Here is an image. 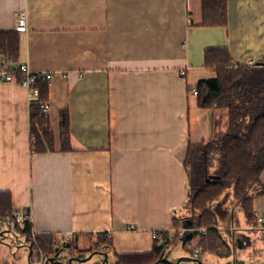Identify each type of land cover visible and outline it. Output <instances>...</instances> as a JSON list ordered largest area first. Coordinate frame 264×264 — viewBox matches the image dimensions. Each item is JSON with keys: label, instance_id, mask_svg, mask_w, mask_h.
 Listing matches in <instances>:
<instances>
[{"label": "crops", "instance_id": "0c3cea01", "mask_svg": "<svg viewBox=\"0 0 264 264\" xmlns=\"http://www.w3.org/2000/svg\"><path fill=\"white\" fill-rule=\"evenodd\" d=\"M202 1L0 0V32L18 35L16 61L53 73L46 101L54 149L33 154L26 89L0 80V191L10 194L12 211L30 216L33 233L69 234L79 249L103 234L111 264L151 252L154 231L166 245L160 233L174 238L173 216L182 218L180 236L198 228L183 208L184 160L189 143L213 134L218 114L189 88L216 76L204 64L209 48L264 62V0H226V25H203ZM19 13L25 32L15 31ZM63 111L68 150L60 149ZM260 180L264 186V168ZM253 209L254 229L237 207L213 208L225 241L248 254L263 240L264 193ZM27 252L0 245V264H30ZM202 257L219 264L225 256Z\"/></svg>", "mask_w": 264, "mask_h": 264}, {"label": "trees", "instance_id": "16d2710c", "mask_svg": "<svg viewBox=\"0 0 264 264\" xmlns=\"http://www.w3.org/2000/svg\"><path fill=\"white\" fill-rule=\"evenodd\" d=\"M202 13L203 25L227 24L226 0H203ZM18 52L17 33L0 32V54L16 61ZM233 62L228 49H207L204 53V64L214 70L216 76L200 79L195 86L198 90V105L211 111L216 110L218 114L212 120L213 135L208 139L189 143L184 160L188 194L183 208L189 211L187 218L199 229L205 227V230L202 232L198 229L191 234L180 236L182 218L173 216L174 238L171 239L167 232L160 233L164 236L162 238L165 239L166 245L180 242L183 247H190L191 255L195 248H191L192 239L199 235L196 248L200 256L206 252L220 257L231 253L229 244L216 229L217 214L209 206L228 187H232L233 198L248 223L254 226L259 224L253 209V198L264 193L260 180V173L264 168V62L237 67L233 66ZM38 87V98L29 105L32 154L54 149L49 116H44L36 103L37 100H47L48 84L40 81ZM217 116L220 122L224 121V126L222 130L218 128L215 131L220 125L215 124ZM59 138L61 150L71 148L68 115L65 111L61 112ZM216 163L219 168L214 169ZM209 174L219 175V178L206 181ZM254 188L259 189L255 191ZM12 210L10 194L0 191V225L10 227L19 242L30 244L39 257L36 260L33 256L30 257L33 264H53L56 248H62L66 244L69 247L65 252L77 256H85L93 250L110 253L111 241L103 234H97L99 239L95 246L85 249L77 247L76 239L56 243L55 237L50 233H33L28 219H25L23 224L18 223ZM262 223L264 224V216ZM156 239L151 252L115 256L111 264H164L158 260L162 249L158 246L157 235ZM40 258L42 262H39ZM101 259L102 256L99 260ZM99 262L93 264H100ZM63 264L69 263L64 259Z\"/></svg>", "mask_w": 264, "mask_h": 264}, {"label": "water", "instance_id": "95a60500", "mask_svg": "<svg viewBox=\"0 0 264 264\" xmlns=\"http://www.w3.org/2000/svg\"><path fill=\"white\" fill-rule=\"evenodd\" d=\"M210 178H219V175L209 174V177L206 179V181H208ZM6 232H9L11 234V243H13L14 239H16V244L14 245L16 248L14 251H18V249H20L21 247H27L28 252L26 254V260L30 264H33L30 261V257L33 254V249L31 248L30 244L19 242L16 234L14 232H11V230L7 228L0 229V236H3ZM230 242L231 253L228 256H225L223 260L219 262V264H264V256L248 254L247 251L243 248L239 246L237 247L234 244V241L231 240ZM2 244L9 248V242ZM68 247L69 245L66 244L62 248H56V258L53 260V264H63L64 259H66L69 264H83L92 261H94L95 263H98L100 261V264L108 263V254L103 250H93L85 256H77L65 252ZM159 247H161L162 250L160 253V258L158 260L165 264H214L213 262L208 261V259L205 257L196 258L194 256H191L190 254L181 252L179 251V248L174 244L165 245L162 241L159 243ZM100 256H102L101 260H99Z\"/></svg>", "mask_w": 264, "mask_h": 264}, {"label": "built area", "instance_id": "2783aa9c", "mask_svg": "<svg viewBox=\"0 0 264 264\" xmlns=\"http://www.w3.org/2000/svg\"><path fill=\"white\" fill-rule=\"evenodd\" d=\"M15 31H27V21L24 13H19L17 15ZM242 64L255 65L256 63L252 60H245L244 62H233V66L235 67ZM180 73L184 74L185 70L181 69ZM52 79L53 73L50 71L33 70L27 63L13 61L7 56L0 54V80L14 81L21 84L26 89L29 105L38 98L40 92L38 82L44 81L49 85ZM190 92L196 95L198 93V90L196 87H192L190 89ZM36 103L42 109V114L44 116H49V106L47 104V101L37 100ZM12 214L14 215L15 220L20 224H23L25 219L31 221L30 216H24L21 212L12 211ZM259 220L262 221L263 217H260ZM156 235L157 232L154 231L153 236L156 237ZM70 239V235L65 233L56 240V243L69 241ZM198 253V251L194 252V255L196 256L198 255ZM40 262H42V258Z\"/></svg>", "mask_w": 264, "mask_h": 264}, {"label": "rangeland", "instance_id": "374dc122", "mask_svg": "<svg viewBox=\"0 0 264 264\" xmlns=\"http://www.w3.org/2000/svg\"><path fill=\"white\" fill-rule=\"evenodd\" d=\"M193 87H195V86H193ZM192 88V87H191ZM218 118V116L216 117V123L215 124H220L218 127H216L217 129L219 128V130H222L223 128V126H224V121H221L220 122V119L218 120L217 119ZM217 133H219V132H217ZM213 135V134H212ZM212 135H210V137L212 136ZM208 139V138H207ZM216 168H219V165L216 163L215 165H214V169H216ZM254 190L255 191H257L258 189H255L254 188ZM210 208L211 209H215V207H224V206H235V207H237L239 210H241L240 209V207H239V204H237L236 203V201L234 200V198H233V195H232V187H228L225 191H224V193L221 195V196H219L218 198H217V200L216 201H213V202H211L210 203ZM184 211L186 212V213H188L189 211L185 208L184 209ZM214 211V210H213ZM242 212V211H241ZM243 213V212H242ZM243 218H244V220L245 221H247L246 219H245V217H244V215H243ZM184 221V220H183ZM248 222V221H247ZM251 225V227H253V229L255 228V227H258V226H254V225H252V224H250ZM215 226V225H214ZM199 229V227L198 228H194V230H190V231H187V233L186 234H191L192 232H194V231H196V230H198ZM216 229H217V231L218 232H220V229H219V227H218V222H216ZM199 230H201L202 232H204V230H205V227H200V229ZM200 231V232H201ZM218 234V233H217ZM220 235H221V232H220ZM193 236V235H192ZM260 236L263 238V240L261 241V243L258 245V248H256L255 250H251V253L250 254H254V255H261V256H264V233L262 234V235H258L257 237H258V240H261V238H260ZM199 237H200V235L199 236H195L193 239H192V242H191V248L192 247H195L194 248V252H197L198 251V248H196L197 246H196V244H198V239H199ZM221 237H222V235H221ZM223 239H224V237H222ZM173 239V238H172ZM176 239V238H175ZM174 239V240H175ZM190 239H191V237H190ZM225 240V239H224ZM171 244H173V243H171ZM229 246H230V248H231V245L229 244ZM189 247V246H188ZM183 251L185 252V253H187V254H190V247L189 248H185V249H183ZM199 252V251H198ZM35 255V251H33V255L32 256H34ZM191 255V254H190ZM191 256H194V257H196V258H200V257H202V256H200L199 254L198 255H194V253H192V255ZM203 258V257H202Z\"/></svg>", "mask_w": 264, "mask_h": 264}, {"label": "flooded vegetation", "instance_id": "af4514ba", "mask_svg": "<svg viewBox=\"0 0 264 264\" xmlns=\"http://www.w3.org/2000/svg\"><path fill=\"white\" fill-rule=\"evenodd\" d=\"M2 228H7V229H9V230H11L10 229V227H7V226H2V225H0V229H2ZM12 232V231H11ZM10 238H12L11 237V234L9 233V232H6L3 236H0V245H4V244H2V243H6V242H9L10 243V245H9V248L11 249V250H15V244H16V239H14V241H13V243H11L10 242ZM18 241V240H17ZM5 246V245H4Z\"/></svg>", "mask_w": 264, "mask_h": 264}]
</instances>
